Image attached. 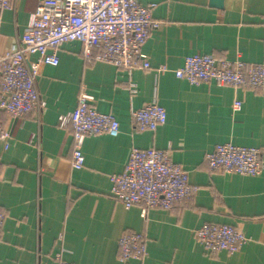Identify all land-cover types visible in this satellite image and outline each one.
I'll return each instance as SVG.
<instances>
[{"label": "crops", "instance_id": "crops-1", "mask_svg": "<svg viewBox=\"0 0 264 264\" xmlns=\"http://www.w3.org/2000/svg\"><path fill=\"white\" fill-rule=\"evenodd\" d=\"M40 1L12 0L2 13L0 55L17 45ZM137 2L155 4L153 18L161 23L140 55L150 69L129 76L85 59L81 43H67L58 50V66L40 67L37 88L45 108L39 119L36 113L11 119L0 112L12 136L8 149L0 143V264H59L57 257L72 264H121L118 243L127 232L145 235L146 264H264V172L212 174L206 162L225 143L259 148L264 162V90L192 85L172 72L196 54L263 63L264 0H225L223 9L210 0ZM161 66L170 71L157 75ZM83 89L99 112L119 121L120 134L88 137L85 165L75 170L72 131L60 128L58 119L77 108ZM155 100L166 110V123L154 132L136 130L131 110ZM132 148L169 149L199 187L194 198L169 211L149 209L144 218L139 206L125 209L111 194V177L124 171ZM206 223L235 226L248 241L234 255L210 257L194 237Z\"/></svg>", "mask_w": 264, "mask_h": 264}, {"label": "built area", "instance_id": "built-area-1", "mask_svg": "<svg viewBox=\"0 0 264 264\" xmlns=\"http://www.w3.org/2000/svg\"><path fill=\"white\" fill-rule=\"evenodd\" d=\"M11 7L12 0H0V28L2 13ZM155 7V4L140 5L137 0H41L17 45L0 55V112L11 119L36 113L39 119L45 108L37 88L40 67L58 66V50L67 43H81L85 59L112 64L129 76L135 69H150V63L140 62V55L151 32L161 27L153 18ZM33 56H37L35 61H31ZM169 71L167 66H161L156 74ZM172 72L176 78L192 85L215 82L234 88L264 90V62L247 64L196 54L187 57L183 67ZM130 92L136 93L134 84ZM94 101L83 89L77 108L58 119L60 128L72 131L71 166L75 170L85 165L83 146L88 137L120 134L119 121L112 114L99 112L93 106ZM240 109L241 103L236 102L234 110ZM131 117L135 129L141 132H154L167 121L166 110L156 100L132 109ZM11 141V133L0 122V143L8 149ZM31 143H39L38 135L32 137ZM261 156L259 148L225 143L207 154L206 162L212 174L256 177L264 172ZM111 182L113 198L127 210L141 207L143 218L149 209L169 211L175 204L187 203L199 191V187L190 183L184 167L172 161L169 149L132 148L124 171L113 175ZM4 220L5 214L0 210V241ZM194 237L210 257L221 252L234 255L248 241L235 226L214 223L202 225ZM118 245L121 264L132 260L146 264L147 241L143 233H124ZM57 259L59 264H72L61 257Z\"/></svg>", "mask_w": 264, "mask_h": 264}, {"label": "water", "instance_id": "water-1", "mask_svg": "<svg viewBox=\"0 0 264 264\" xmlns=\"http://www.w3.org/2000/svg\"><path fill=\"white\" fill-rule=\"evenodd\" d=\"M225 0H210V5L217 9H223Z\"/></svg>", "mask_w": 264, "mask_h": 264}]
</instances>
